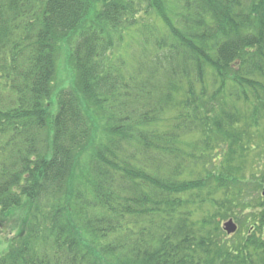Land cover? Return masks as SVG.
Returning a JSON list of instances; mask_svg holds the SVG:
<instances>
[{
    "label": "trees",
    "instance_id": "trees-1",
    "mask_svg": "<svg viewBox=\"0 0 264 264\" xmlns=\"http://www.w3.org/2000/svg\"><path fill=\"white\" fill-rule=\"evenodd\" d=\"M263 187L264 0H0V264H264Z\"/></svg>",
    "mask_w": 264,
    "mask_h": 264
},
{
    "label": "rangeland",
    "instance_id": "rangeland-1",
    "mask_svg": "<svg viewBox=\"0 0 264 264\" xmlns=\"http://www.w3.org/2000/svg\"><path fill=\"white\" fill-rule=\"evenodd\" d=\"M73 44H74V41H70L64 44L62 53H60L58 56L59 75L55 79V82H54L55 96L52 102L53 105H55L58 95L61 92H63L64 90L73 89L76 85V82H78V78H77L76 71H75L76 69L74 67L73 62L70 59V50L71 48H73ZM92 115L95 116L96 112H93ZM97 120L91 117V125H92L93 130H95L94 131L95 136L93 137L92 140H95L97 138H99L100 140L101 138H103V135L108 130L107 128H109L110 126V123L103 118H102L103 122L97 125L96 124ZM92 140H90V142H88L87 147L78 154V157H77L78 160H81L84 162V161H89L91 159V151L92 149H94V144L92 143ZM263 190H264V187L260 189L261 195H262ZM23 217H24V211L18 210L9 217V220H5L3 222V227L0 226V249L2 251L9 248L10 242L14 240L17 241L18 237H20V233H21L20 228L23 227L24 229V226L26 224ZM235 224H238V223L235 222ZM25 230L26 228L22 231L23 234Z\"/></svg>",
    "mask_w": 264,
    "mask_h": 264
},
{
    "label": "water",
    "instance_id": "water-1",
    "mask_svg": "<svg viewBox=\"0 0 264 264\" xmlns=\"http://www.w3.org/2000/svg\"><path fill=\"white\" fill-rule=\"evenodd\" d=\"M264 195V192H263ZM225 230L229 235L234 234L237 231V226L233 223V221H230L225 225Z\"/></svg>",
    "mask_w": 264,
    "mask_h": 264
}]
</instances>
